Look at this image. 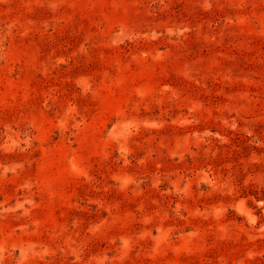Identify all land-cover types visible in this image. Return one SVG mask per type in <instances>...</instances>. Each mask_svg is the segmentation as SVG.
<instances>
[{
  "label": "rangeland",
  "instance_id": "rangeland-1",
  "mask_svg": "<svg viewBox=\"0 0 264 264\" xmlns=\"http://www.w3.org/2000/svg\"><path fill=\"white\" fill-rule=\"evenodd\" d=\"M0 264H264V0H0Z\"/></svg>",
  "mask_w": 264,
  "mask_h": 264
}]
</instances>
